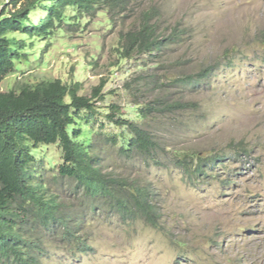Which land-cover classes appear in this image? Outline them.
<instances>
[{"label":"rangeland","instance_id":"374dc122","mask_svg":"<svg viewBox=\"0 0 264 264\" xmlns=\"http://www.w3.org/2000/svg\"><path fill=\"white\" fill-rule=\"evenodd\" d=\"M137 1V9L157 5L164 27L171 30L179 24L188 29L165 57L176 65L167 73L213 69L211 79L196 91L168 87L173 98L197 101L201 109L184 114L183 126H163L161 134L173 149L196 147L206 154L228 153V158L215 165L214 177L194 184L170 153L156 166L125 160L118 146L108 142L105 170L152 187L163 224L156 229L143 220L123 222L117 215L82 206L72 181L53 179L63 161L60 146L40 147L38 171L73 212L85 214L81 234L91 246L72 255L57 240H49L45 264H264V0ZM3 6L0 3V15ZM136 8L130 12L132 19ZM119 28L103 12L93 19L83 17L76 30L57 29L51 39H27L34 42L28 59L0 89L61 78L80 81V94L90 96L104 80V98L95 99L99 110L107 112L116 104L125 118L138 120L135 102L146 97L134 96L125 83L140 71L143 60L118 58ZM103 130L120 131L111 125ZM236 143L250 153L237 154Z\"/></svg>","mask_w":264,"mask_h":264},{"label":"trees","instance_id":"16d2710c","mask_svg":"<svg viewBox=\"0 0 264 264\" xmlns=\"http://www.w3.org/2000/svg\"><path fill=\"white\" fill-rule=\"evenodd\" d=\"M137 2L0 0L4 4L0 15V83L28 59L34 42L27 39H51L57 29L76 30L83 17L93 19L104 12L113 26L121 25L118 58L143 60L140 71L125 88L134 96L146 97L135 102L139 119L134 120L125 118L116 104L107 112L99 110L95 99L104 98V80L90 96L80 94V81L67 83L61 78L23 83L18 90L0 89V264H45L49 240H57L72 255L91 248L81 234L85 214L73 212L71 204L38 171L40 147L60 146L63 161L53 179L72 181L82 206L117 215L123 222L143 220L156 229H162L163 224L152 187L138 178L105 170L103 154L108 142L118 146L125 160L139 159L156 166L164 164L161 156L170 153L173 163L194 184L214 177L215 165L228 158V153L206 154L196 147L173 149L161 134L163 126H183L184 114L201 109L197 101L181 95L173 98L168 87L196 91L211 79L213 69L175 76L167 73L176 65L165 57L188 29L179 24L171 30L164 27L157 5L137 9ZM135 8L132 19L130 12ZM37 11L42 15H36ZM100 119L101 129L97 125ZM107 125L120 131H104ZM233 147L237 154L250 153L242 143Z\"/></svg>","mask_w":264,"mask_h":264}]
</instances>
